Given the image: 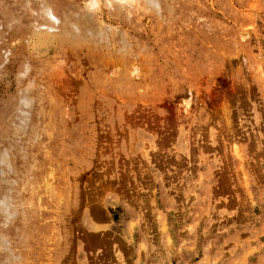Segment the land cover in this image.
I'll return each instance as SVG.
<instances>
[{
    "label": "rangeland",
    "instance_id": "rangeland-1",
    "mask_svg": "<svg viewBox=\"0 0 264 264\" xmlns=\"http://www.w3.org/2000/svg\"><path fill=\"white\" fill-rule=\"evenodd\" d=\"M0 264H264V0H0Z\"/></svg>",
    "mask_w": 264,
    "mask_h": 264
},
{
    "label": "bare ground",
    "instance_id": "bare-ground-1",
    "mask_svg": "<svg viewBox=\"0 0 264 264\" xmlns=\"http://www.w3.org/2000/svg\"><path fill=\"white\" fill-rule=\"evenodd\" d=\"M110 1V0H109ZM113 2V1H112ZM91 6V5H90ZM90 8V7H89ZM50 11V10H49ZM62 43V42H61ZM75 47V46H74ZM91 50V49H90ZM108 54V53H107Z\"/></svg>",
    "mask_w": 264,
    "mask_h": 264
}]
</instances>
